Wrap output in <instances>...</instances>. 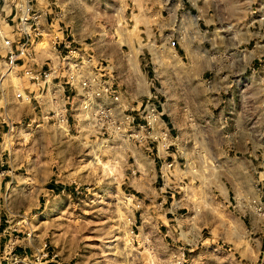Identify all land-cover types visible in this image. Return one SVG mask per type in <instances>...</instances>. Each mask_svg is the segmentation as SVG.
<instances>
[{"label":"rangeland","instance_id":"1","mask_svg":"<svg viewBox=\"0 0 264 264\" xmlns=\"http://www.w3.org/2000/svg\"><path fill=\"white\" fill-rule=\"evenodd\" d=\"M25 1L0 0L11 33ZM27 1L46 37L108 63L131 97L154 94L173 161L131 175V140L10 121L0 264H264V0ZM153 186L169 195L148 200Z\"/></svg>","mask_w":264,"mask_h":264},{"label":"built area","instance_id":"2","mask_svg":"<svg viewBox=\"0 0 264 264\" xmlns=\"http://www.w3.org/2000/svg\"><path fill=\"white\" fill-rule=\"evenodd\" d=\"M29 10L27 0L15 6L13 33L0 24L6 71L15 72L22 65V77L34 88L29 92L15 82L13 95L24 102L34 100L41 119L65 132L71 128L72 118L73 129L83 141L131 140L147 151L153 145L158 151L160 144L161 152L167 153L171 130L151 95L131 103L129 93L114 84L108 63H98L84 47L71 44L66 37L59 41L56 32L50 39L53 54H46L40 63L35 59V46L49 30L43 31L40 26L41 12ZM131 162L128 171L134 175L139 167L133 156ZM171 164L172 160L165 162L167 170Z\"/></svg>","mask_w":264,"mask_h":264},{"label":"crops","instance_id":"3","mask_svg":"<svg viewBox=\"0 0 264 264\" xmlns=\"http://www.w3.org/2000/svg\"><path fill=\"white\" fill-rule=\"evenodd\" d=\"M12 9H13V14L11 15L16 16V12H14V9H15L14 6L9 7V13H11ZM41 9H42V12L44 13L48 11L47 8H41ZM47 16L48 15H45V16L41 15L39 18V23L43 31L48 29L49 23H48ZM5 25L6 23L4 24V28L8 30ZM46 36H47V33L46 35L43 34V36L39 38L38 43L35 46L34 55H35V59L39 63L42 61L43 57H45L46 54H53V49L51 47V41ZM3 57H4V49L0 46V199H2V195L5 193L6 189L8 188V184L15 183L14 182L15 178H13L8 173L9 169L7 168V166L9 165L8 163V160H9L8 159L9 157V153H8V148H9L8 127L9 125L8 124L9 122L12 120H17V121L23 120V121H26V123L28 124L29 122H32V121L38 122L39 120H42L41 111L35 104L34 100H31L30 102H24V101L19 100L13 95V88H14L13 85L15 84V82L18 83L21 87H23L25 90L29 92L34 90V88L31 87L30 84L27 81H25L21 75L22 65H20L17 68V70L14 72L15 75L13 76H15V78H12L9 75V72H7L5 69ZM39 63L37 65H40ZM147 94H150L152 100L155 102V100L153 99L154 94H151L150 92ZM146 95L141 97L140 99H144ZM128 99H130L131 103L135 104L134 103L135 98L131 97L130 94H129ZM159 103L160 102L158 101L156 105L158 106ZM162 118L167 123V125L170 124L169 119L167 118L165 114H162ZM70 127L71 129H73L72 118H70ZM141 151L140 153L142 155L138 157L139 159H136L133 156L136 163L138 164L139 170L140 171L144 170L146 163L149 169L150 163L152 162L154 172H155V178H160L161 173L166 171L167 168H166L165 162L167 160L173 161L172 155H171L172 151H167V153L165 154L163 153L160 154L158 153L159 151H157L155 145H153V150L151 151H147L144 149H141ZM143 158L147 160L144 161ZM131 163L132 162H130V164ZM126 172L130 174L128 169H126ZM54 188L59 190L61 188H65V185L53 183L52 181L47 182V185H46L47 190L49 189L53 190ZM156 188H157L156 186H153L154 190L153 189L149 190V193H148L149 195H147L148 197L146 196V194H144L143 196L147 197L148 200H151V199L155 200L156 196L161 197L163 194L169 195L166 193H161V191L156 190ZM164 212L170 215L172 213V210L167 208ZM174 216L175 215L173 214L172 216H169L168 218H174ZM15 249H17L18 251L24 250L22 247L21 248L16 247Z\"/></svg>","mask_w":264,"mask_h":264},{"label":"trees","instance_id":"4","mask_svg":"<svg viewBox=\"0 0 264 264\" xmlns=\"http://www.w3.org/2000/svg\"><path fill=\"white\" fill-rule=\"evenodd\" d=\"M16 248V247H15Z\"/></svg>","mask_w":264,"mask_h":264},{"label":"water","instance_id":"5","mask_svg":"<svg viewBox=\"0 0 264 264\" xmlns=\"http://www.w3.org/2000/svg\"><path fill=\"white\" fill-rule=\"evenodd\" d=\"M193 14V13H192Z\"/></svg>","mask_w":264,"mask_h":264}]
</instances>
